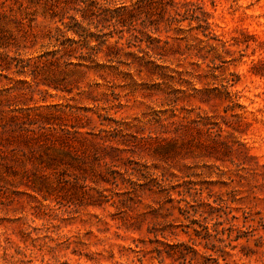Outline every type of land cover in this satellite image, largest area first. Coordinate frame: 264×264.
<instances>
[{"label": "rangeland", "instance_id": "rangeland-1", "mask_svg": "<svg viewBox=\"0 0 264 264\" xmlns=\"http://www.w3.org/2000/svg\"><path fill=\"white\" fill-rule=\"evenodd\" d=\"M84 1L0 0V264H264V0H167L178 27L17 74Z\"/></svg>", "mask_w": 264, "mask_h": 264}, {"label": "trees", "instance_id": "trees-1", "mask_svg": "<svg viewBox=\"0 0 264 264\" xmlns=\"http://www.w3.org/2000/svg\"><path fill=\"white\" fill-rule=\"evenodd\" d=\"M161 1L162 3L158 4L157 0H138L132 6L111 7L108 0H85L83 6L77 10L80 19L76 15L72 16V24L66 25L65 30L58 28L56 34L49 36V46L53 50L42 54L39 57L40 61L14 58L17 67L16 73L30 76L35 80L41 65L56 68L88 66L95 61L94 58L102 51V47L107 45L109 39L115 35L119 36L117 43L124 38L123 32H128L130 38L140 39L137 33L145 32L143 28L138 27V21L144 14L149 15L152 11H158L157 14L164 18L170 7L175 9L176 15L167 17L165 25L168 29L180 26L182 21L178 15L180 16L181 13L176 9V2H170V5H166L167 0ZM84 24L89 27L94 26L101 32L107 30L108 33L103 32V35L96 36L86 32L87 28L84 27ZM203 27V32L206 34L210 25L206 23ZM88 30L90 29L88 28ZM149 37L152 38L150 35ZM148 48L150 47L148 46ZM117 51H120L119 48ZM0 68L2 71L6 69L3 64H0ZM55 88L59 90V87ZM43 128L40 127L39 130L42 132ZM42 134L44 133L42 132ZM67 134L70 132L68 131Z\"/></svg>", "mask_w": 264, "mask_h": 264}]
</instances>
